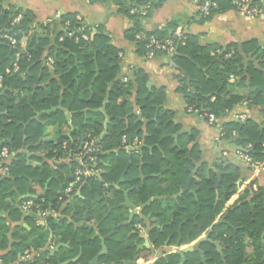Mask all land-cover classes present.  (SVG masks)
<instances>
[{
	"label": "trees",
	"instance_id": "1",
	"mask_svg": "<svg viewBox=\"0 0 264 264\" xmlns=\"http://www.w3.org/2000/svg\"><path fill=\"white\" fill-rule=\"evenodd\" d=\"M163 1L88 0L91 4L114 5L117 13L128 19L130 28L125 36L134 43L136 55L143 59L151 36L159 40L169 38L177 28L168 23L150 32L143 29L142 21ZM252 2L264 9V0ZM211 3L208 15L198 13L201 23L230 10L237 11L233 0H211ZM1 4L2 0L0 72L4 76V89L0 95V151L5 147L10 153L6 164L0 162V169L8 170V175L0 173V259L4 264H17L25 251L39 250L49 237L47 230L32 224L29 216H23L14 202L21 203L29 195L36 196L31 198L34 202L44 199L46 203H57L60 184L68 180L62 174L67 173L70 164L58 163L55 181L45 187L53 172L47 161L73 151L76 142L87 135L99 138L101 182L88 178L85 195L76 197L71 206L75 210L74 220H82L87 212L91 226L75 227L65 220L49 219L47 226L52 231V240L65 246L57 254L42 255L29 264H91L101 250L98 240L91 239L95 231L107 236L106 253L98 258L97 264H120L132 259L135 252L127 238L132 227L119 226L128 214L124 191H128L127 201L136 207H142L152 197H161L142 208L132 224H143L148 218L154 219L155 224L167 221L171 208L176 224L187 217L193 219V229L182 228V232H191L190 239L212 231V238L220 240L224 247L225 264H264V190H254L248 185L241 189L243 182L238 184L241 169L222 159L215 161V172L210 170L195 144L197 133H183L170 122L175 113L164 108V88L149 91L148 78L141 70L133 69L126 82L119 77V51L110 44L103 23L84 27L76 15L68 14L60 18L59 29L55 22L37 25L43 36L38 37L35 31V38L30 40L27 33V27L31 28L33 23L30 13ZM146 5L145 16L130 12L134 7ZM18 15L20 22L12 25ZM52 34L55 44L47 49ZM5 35L15 39L16 44L11 45ZM44 56L52 58V72L44 64ZM170 59L182 70L177 90L184 97L187 110L205 118L212 114L219 120L243 101L248 106H264V48L257 47L255 41L240 46H201L198 36L184 32ZM15 63L19 72L6 74L5 70H11ZM236 88L244 89L246 94H234ZM108 91L105 110L98 111ZM66 111L74 127L71 138L62 136L56 143L35 146L43 134L46 136L48 127L55 131L67 127ZM105 118L109 121L102 135ZM179 132L174 147L173 135ZM219 135L264 166V132L258 125L250 120L222 123ZM124 137L127 141L141 139L140 152L125 151ZM36 152L43 153L39 159L45 162L41 166H27V154ZM218 173L221 177L216 187ZM189 177L192 192L173 200ZM165 232L162 236L155 234V247L163 243L168 230ZM158 264L166 263L161 260Z\"/></svg>",
	"mask_w": 264,
	"mask_h": 264
},
{
	"label": "crops",
	"instance_id": "2",
	"mask_svg": "<svg viewBox=\"0 0 264 264\" xmlns=\"http://www.w3.org/2000/svg\"><path fill=\"white\" fill-rule=\"evenodd\" d=\"M126 1L131 3L134 0ZM1 5L3 7H16L22 11L29 12L33 18V23L31 28L27 27V33H29V35H35L34 32L37 31L38 37H42L43 35L39 28H36L37 25L55 22L57 24V28L59 29L60 18L68 14L76 15L77 21H79V23H81V25L84 27L103 23L105 25V31L109 38L110 44L119 51V77L124 82H126L133 69L141 70L148 78L146 88L149 91H152L153 89L164 88V108L175 113L174 118L171 119L170 122L173 125H178L180 127V131L183 133H188L190 131H195L197 133L195 144L201 150L203 162L210 170L215 172V161L222 159L223 161H227L241 169L242 178L238 182V184L243 182L241 189L248 185L252 186L254 190L257 188H262L264 190V166L259 169H254L250 163L245 161L244 155L246 154L242 150L236 147L235 144L230 140L220 139L219 135L220 125L230 121L239 122L237 120L239 115H244L246 120L252 121L264 132V115L262 114L264 106H248L243 101L239 104H236L232 110L228 112L225 118L219 120L217 119L212 125L208 123L207 118L204 116H201L196 112H189L186 109L184 97L177 90L179 87V77L182 72L181 68L176 66L170 58L165 56L155 57L152 60L138 57L135 53L134 43L125 36L126 31L130 28V22L125 16L117 13V8L114 5L99 3L91 4L88 2V0H2ZM198 13L199 12L194 4V0H164L159 8L155 9L147 19L142 21V27L145 31L150 32L155 29H161L168 23H172L176 25V30H182V33L188 32L192 35L198 36V43L201 46H226L229 44H236L240 46L246 42L255 41L257 47L264 48V15L258 18H246L238 11L230 10L224 14L214 16L210 21L201 23ZM25 42V39L21 41L22 49L25 47ZM54 44L55 34H52L48 38V44L46 46L47 49ZM44 62V64L49 67L50 72H52V58H45L44 56ZM234 94L243 96L246 94V91L244 89L236 88V90H234ZM98 111H101V109ZM67 115H69L68 119ZM65 118L67 121V127L63 128L61 131H55L52 127H48L45 131L46 136L43 134L35 146H39L41 143H48L57 137L58 139L55 140L56 142H58L62 136L71 138V133L74 130V127L70 122L71 115L67 111L65 112ZM34 119H36V117H34ZM106 120L107 118H105V120L102 122L104 126L102 135L105 134L107 125L105 124ZM178 134H180V132L176 135H173L174 141L177 140ZM40 140L42 141L39 142ZM140 150L141 148L139 149V152ZM21 151L22 150H18V152ZM39 158H43V153H28L26 157L27 166H41L45 162V159L40 160ZM47 162L52 166L53 172L45 187H47L50 182L55 181L56 165H53L52 160ZM70 169L71 166L68 168L67 173L65 171L62 174L63 177H67L68 180L60 184V191L70 179ZM101 175L102 171L101 168H99L97 175L90 176L88 178H95L101 182ZM88 178L86 179L85 184L82 186L79 193L74 198H71L62 204L60 208V215L52 220H65L67 222L73 223L75 227L90 225L88 224L89 221L87 219V212H84L82 220H74L73 216H75V210L73 206H71L76 197L85 195V193L83 194V190L89 184ZM106 186L107 185L104 184V187ZM115 187L117 188L118 186L116 185ZM36 192L37 194L40 192L37 187ZM127 192L128 191H124V198L126 199ZM103 196L105 197V195ZM26 197L36 198V196L31 197L29 195H26L23 198L26 199ZM153 198L154 197L149 200L152 202L154 201L152 200ZM68 202L69 204H67ZM14 203L16 207H18L20 204V202L18 203V200H16ZM129 203L133 205L131 202ZM124 206L126 205L124 204ZM64 207L68 208L64 209ZM134 207L138 214L141 210V207ZM64 210H68L67 213ZM129 215L130 210L128 209L127 219L129 218ZM31 223L34 224L32 220ZM125 223H127V220L122 222L119 226H124ZM23 226L27 230H30V227L25 222H23ZM48 232L49 237L47 238L46 243L42 248H39L42 250L43 257L48 254H57L60 249L65 246L61 243L57 244L56 241H54V249L52 251H46L45 247L51 240H49V238L50 234H52V231L49 230ZM91 239L98 240L101 248L99 255L93 259L91 263L93 264V262L97 263L98 258L106 253L105 240L107 239V236H103L95 231V235L92 236ZM58 246H60V248L55 252L54 250ZM77 259L78 257H76L73 262L77 261Z\"/></svg>",
	"mask_w": 264,
	"mask_h": 264
},
{
	"label": "built area",
	"instance_id": "3",
	"mask_svg": "<svg viewBox=\"0 0 264 264\" xmlns=\"http://www.w3.org/2000/svg\"><path fill=\"white\" fill-rule=\"evenodd\" d=\"M161 1V0H152ZM253 0H233V5L236 7L237 11L241 13L246 18H258L263 15V8L253 5ZM194 4L198 9V12L202 15H208L209 7L212 5L211 0H194ZM264 6V5H263ZM148 6L134 7L130 12L138 13L141 16L146 15ZM21 15L14 18L12 25H16L20 22ZM182 35V30H176L173 35L169 38L159 40L155 36H151L146 45V55L145 59L152 60L156 55L162 54L167 58L174 55L175 49L178 45V40ZM140 37V36H138ZM11 45H15V39L10 36H4ZM84 40H87L86 36H83ZM19 72V66L15 63L12 65L11 70L8 68L5 70L6 74H16ZM4 89V76L0 72V95ZM192 112L191 109H188ZM208 123L211 125L215 123L216 118L214 115H207ZM239 122H244L245 116L239 115L237 117ZM74 150L67 152V154L60 156L59 158H53V165H58V163L67 162L70 164L71 169L69 170V181L66 183L60 191V195L57 199V203L52 204L51 202L46 203L44 199L40 202H34L31 198H26L21 201L18 206V210L23 216H29L33 221L34 225L43 227V229L49 231L47 226L49 219H55L60 215V205L64 204L66 201L74 198L84 186L85 181L90 176L97 175L99 171L98 158L99 154L102 152L101 146L99 144V138L91 137L90 135L85 136L79 142L74 145ZM66 147V143H63V148ZM122 147L127 152L138 153L139 149L142 147V140L139 138H133L131 141H127L124 137L122 138ZM10 159V153L7 148H2L0 151V162L6 164ZM246 162L250 163L254 169H259L262 165L259 162L253 161L247 154L244 155ZM72 164V165H71ZM2 175H8L7 168L0 169ZM51 239V240H50ZM49 242L45 247L46 251H52L54 249V241L52 240V234H50ZM42 256V250L25 251L20 257L17 264H29L34 262L36 259H40ZM0 264H4L2 259H0Z\"/></svg>",
	"mask_w": 264,
	"mask_h": 264
},
{
	"label": "flooded vegetation",
	"instance_id": "4",
	"mask_svg": "<svg viewBox=\"0 0 264 264\" xmlns=\"http://www.w3.org/2000/svg\"><path fill=\"white\" fill-rule=\"evenodd\" d=\"M187 192H191V190ZM178 193L172 197L173 200H176ZM157 199H161V197ZM144 207L146 206L143 205L142 208ZM167 212V221L160 223L155 224L154 219L148 218L144 220L143 224H132L135 215L125 224L132 227L127 238L131 242L130 246L134 248L135 255L132 259L120 264H158L161 260L166 264H187L188 260L191 261L190 264H225L223 261L224 247L220 240L212 238L211 230L202 233L195 239H190L191 232H182V228L193 229V219L187 217L176 224L173 218L175 211L170 208ZM167 230L168 235L165 236L163 243L155 247V234L162 236ZM93 264L97 263L93 262Z\"/></svg>",
	"mask_w": 264,
	"mask_h": 264
},
{
	"label": "water",
	"instance_id": "5",
	"mask_svg": "<svg viewBox=\"0 0 264 264\" xmlns=\"http://www.w3.org/2000/svg\"><path fill=\"white\" fill-rule=\"evenodd\" d=\"M33 38H35V35H30V40H32ZM108 95H109V91L106 93L105 101H104V103H103V105H102L101 111H104V110H105V106H106V104H107V102H108ZM68 117H69V115H67V119H68ZM107 122H108V118H107L105 124H107ZM175 138H176V137H175ZM57 139H58V137H57L56 139H53V140L49 141V142H54V143H55V142H56L55 140H57ZM41 141H42V140H40L39 142H41ZM174 146H177L176 141H175ZM220 177H221V173L218 174V177H217V180H216V185H215L216 187L218 186V184H219V182H220ZM191 179H192V177H190V178L188 179V181H187V183H186L184 189L180 190L177 196H180L181 194H183V193H185V192H187V191H190V182H191ZM191 192H192V191H191ZM124 195H125V194H124ZM26 198H28V197H26ZM157 198H158V197H154L152 200H156ZM216 198H217V196H216ZM150 202H151V200L147 201L146 204H145V206L149 205ZM124 204H125L126 207L130 210V215H129V218H128V221H127V222H129V221L132 219L133 216L137 215V211H136L135 207H134L133 205H131V204L127 201L126 198H125V202H124ZM141 208H142V207H141ZM125 224H127V223H125ZM59 248H60V246L56 247L54 251H55V252L58 251Z\"/></svg>",
	"mask_w": 264,
	"mask_h": 264
}]
</instances>
